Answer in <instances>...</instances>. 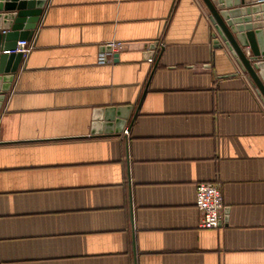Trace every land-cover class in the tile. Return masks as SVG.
<instances>
[{
    "label": "crops",
    "instance_id": "1",
    "mask_svg": "<svg viewBox=\"0 0 264 264\" xmlns=\"http://www.w3.org/2000/svg\"><path fill=\"white\" fill-rule=\"evenodd\" d=\"M213 31L202 0H48L0 102V264H264V100Z\"/></svg>",
    "mask_w": 264,
    "mask_h": 264
},
{
    "label": "water",
    "instance_id": "2",
    "mask_svg": "<svg viewBox=\"0 0 264 264\" xmlns=\"http://www.w3.org/2000/svg\"><path fill=\"white\" fill-rule=\"evenodd\" d=\"M210 13L214 27V48L225 46L248 73L264 100V0H202ZM48 0H0V102L5 99L15 80L21 54L7 55L16 49L18 41H32ZM254 15V16H250ZM243 17V18H242ZM245 17V18H244ZM262 21V22H261ZM255 24H245L253 23ZM159 42L149 46L144 57L157 60ZM110 47L107 48L109 52ZM117 58V57H116ZM116 61H118L116 59ZM132 107L106 110L105 122L93 123L92 135L120 133L126 126ZM139 108L133 115L135 122ZM97 116V121H101ZM116 121V122H115ZM228 209L225 210L227 215ZM227 223V216L223 224Z\"/></svg>",
    "mask_w": 264,
    "mask_h": 264
},
{
    "label": "built area",
    "instance_id": "3",
    "mask_svg": "<svg viewBox=\"0 0 264 264\" xmlns=\"http://www.w3.org/2000/svg\"><path fill=\"white\" fill-rule=\"evenodd\" d=\"M35 46L34 41H18L16 49L13 51H5L7 55L21 54L26 60ZM111 48L109 52L101 53L99 56V64L105 65L116 59L120 53L123 44L120 42L109 43ZM125 136L129 135L128 130L124 132ZM197 208L201 213L199 228L204 230H216L222 226L223 212L225 209L224 197L221 187L213 183H201L197 186Z\"/></svg>",
    "mask_w": 264,
    "mask_h": 264
},
{
    "label": "rangeland",
    "instance_id": "4",
    "mask_svg": "<svg viewBox=\"0 0 264 264\" xmlns=\"http://www.w3.org/2000/svg\"><path fill=\"white\" fill-rule=\"evenodd\" d=\"M223 44L225 45V42H223Z\"/></svg>",
    "mask_w": 264,
    "mask_h": 264
}]
</instances>
